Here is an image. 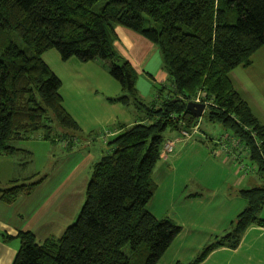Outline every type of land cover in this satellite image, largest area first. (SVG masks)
Wrapping results in <instances>:
<instances>
[{"label":"trees","instance_id":"16d2710c","mask_svg":"<svg viewBox=\"0 0 264 264\" xmlns=\"http://www.w3.org/2000/svg\"><path fill=\"white\" fill-rule=\"evenodd\" d=\"M155 27L149 26L150 22ZM146 37L160 50L170 88H159L146 103L137 89V72L115 48L116 28ZM16 32L26 48L11 42ZM0 153L15 155L14 141L49 128L51 110L63 127L77 120L63 104L61 79L42 55L57 49L63 60L99 59L125 92L117 100L133 103L143 117L109 144L92 169L86 200L64 233L39 243L31 231L17 235L12 264H158L181 231L168 217L148 208L157 185L153 173L167 131L178 132L201 117L187 109L200 94L203 117L233 130L264 178V124L234 87L229 74L252 65L264 46V0H0ZM204 92V94L201 93ZM14 179L0 187V198L14 202L43 180ZM246 207L229 231L208 243L189 263L198 264L219 246L236 248L252 224L264 225V184L241 189ZM12 237L3 235L6 242Z\"/></svg>","mask_w":264,"mask_h":264},{"label":"crops","instance_id":"0c3cea01","mask_svg":"<svg viewBox=\"0 0 264 264\" xmlns=\"http://www.w3.org/2000/svg\"><path fill=\"white\" fill-rule=\"evenodd\" d=\"M116 33L118 39L115 48L135 68L136 86L141 98L152 101L158 95L153 92L158 86L170 88V78L163 68V59L156 45L137 32L122 26L116 28ZM259 52L264 55V46L252 59ZM88 62L101 66L103 63L107 66L105 61L99 59ZM77 64L86 66L84 62ZM78 76L83 77L86 82L81 84L84 80H79L78 83L77 75H70V85L78 83V88L89 86L100 94L96 89L100 84L95 82L93 75ZM232 76L236 75H229L234 87L264 124L251 100L234 84ZM61 81L64 84L63 80ZM64 95L62 93L63 97ZM101 95L103 104L108 106L113 102L114 98L109 96L112 94L107 89ZM63 102L65 103L64 98ZM134 106L135 115L132 119L124 120L122 126H116L115 119L112 123L114 126H100L101 130H105L98 132L101 142L94 139V133L89 134L90 132H85L87 137L76 142L74 133L65 131L60 143L32 136L27 140L32 143L20 147L15 155L0 153V185L6 187L17 171V154L25 151L34 157L35 151L43 147L49 155L50 145L56 144H60L58 153L64 151L61 162L30 194L20 195L12 203L0 198V264H12L20 246L17 238L19 232L31 231L37 241L42 243L48 238L60 237L66 228L75 222L86 200L94 164L112 150L109 143L116 136L143 117V114L139 115L136 105ZM179 135V131L170 132L167 138ZM65 140H70L66 146L63 142ZM227 151L229 149L223 148L221 144L218 148L208 143L201 133L193 139L179 142L172 153L161 155L153 173L157 190L149 202V210L158 218L172 219L181 227V231L158 264L189 263L194 260L208 243L229 231L232 222L246 207L247 203L240 196V190L260 185L261 176L249 174L246 166L238 160L230 161L228 155L223 154ZM44 168H38L34 172L41 173ZM259 218L264 221V207L259 212ZM3 235L12 238L5 242ZM198 264H264V225H250L244 232L239 246H219Z\"/></svg>","mask_w":264,"mask_h":264},{"label":"rangeland","instance_id":"374dc122","mask_svg":"<svg viewBox=\"0 0 264 264\" xmlns=\"http://www.w3.org/2000/svg\"><path fill=\"white\" fill-rule=\"evenodd\" d=\"M149 26L155 27V23L151 21ZM9 37L11 42L15 43L21 49L26 48L25 43L16 32H11L8 38ZM4 47L5 46L0 48V55H2ZM261 54L262 53L259 52V54H257L256 57L252 59L253 64L249 67L239 66L235 68L229 75H236L238 77L232 76L234 84L239 88V90H241V92H243V94H245V96H247V98L251 100V103L253 104L257 114L264 122V55ZM42 58L49 65L51 70L61 80H63L64 84L62 83L63 86H61L60 89L61 95L62 93L65 94V97H63L65 99V103L63 102V104L67 111L81 125H79L80 128L77 130L63 127L56 119L53 112L48 110L46 115V123L49 125V128H42L41 130L30 134L26 138L14 141L13 144L18 148L24 145H30L32 142L27 140H29V137L32 138V136H37L36 138L49 139L52 142L57 141L60 143L64 138L65 131L73 132V136L77 137V140H75L76 142H78L81 138L83 139L87 137L85 132H90L89 134L94 133V139L101 142V139L98 138V132H104L105 130H101L100 126H114V124L116 126H122L124 120L132 119V117L135 115V106L133 103L126 105L117 100L119 98L118 96L121 97L125 92L123 91L119 81L111 74L108 64L105 66L103 63H101V66L95 62H88V64H86L87 62H84L86 66H79L77 63L82 62H80L77 57H73L70 60H63L59 51L55 48L46 51L42 55ZM70 75H77L76 78L78 79V83L79 80H84L83 77H79L78 75H93L95 82L100 84L99 87L96 88L99 90L100 94L98 95L97 91L89 86L78 88V83L70 85ZM84 82H86V80H84L81 84ZM240 82L243 83L241 84ZM159 88H162V86H158L153 92L157 94L160 91ZM105 89H107L108 92L110 91L112 95L109 96L114 98L113 102L108 104V106L103 104L104 100L101 95ZM201 93L204 94L203 91H201ZM199 96V103H205V101L202 100L203 96L200 94L196 95V97L191 101L196 102L195 100ZM144 101L146 103H151V100L145 99ZM208 104L209 103H207V105ZM140 113L144 114L143 112L139 111V115ZM114 119L115 122L112 124ZM183 129H186L185 131L190 132L191 136L186 137L187 134H181V129L179 131L180 135L178 137L168 138L166 140V144L168 142H172L173 146L172 149L168 151V153H163L162 151L161 155L166 156L167 154L172 153L179 142L193 139L196 135L203 133L204 139H207L208 143H212L213 146H218V148L220 147V144L218 143L224 138V143L221 146H228L229 151L224 152L223 154L228 155L230 161L236 162V160H238L239 162L243 163L247 170H249V174L259 176L257 172V166L250 158L247 147L238 139V137L235 136L233 130L223 127L220 123L210 122L203 116L201 117V123L197 122V124L194 126L189 128L183 127ZM170 132L171 131L168 130L166 135L168 136ZM69 141L70 140L63 141L65 142L64 145L66 146V143L68 144ZM50 147L51 150L49 155L43 147L35 151L34 157L25 151L17 154L16 159L18 161V166L12 180L16 179L21 183L25 181L26 178L33 177L32 181H36L44 179L47 174H51L54 168H56V166L61 162L62 153H64V151L62 153H58L60 144H56V146L50 145ZM66 151L68 152L69 150ZM46 165L48 166L45 167ZM38 168L44 169L41 171V173L36 174L34 171ZM254 172L257 174H254ZM259 184H264L263 177L259 178Z\"/></svg>","mask_w":264,"mask_h":264},{"label":"water","instance_id":"95a60500","mask_svg":"<svg viewBox=\"0 0 264 264\" xmlns=\"http://www.w3.org/2000/svg\"><path fill=\"white\" fill-rule=\"evenodd\" d=\"M187 109L194 113L196 117H202L205 109L206 104L205 103H199L194 101H189L187 104Z\"/></svg>","mask_w":264,"mask_h":264},{"label":"built area","instance_id":"2783aa9c","mask_svg":"<svg viewBox=\"0 0 264 264\" xmlns=\"http://www.w3.org/2000/svg\"><path fill=\"white\" fill-rule=\"evenodd\" d=\"M199 98H200V96L198 97V98H196V102L198 101V102H200L199 101ZM204 103V102H203ZM207 103L208 102H205V104H206V106H207ZM186 129H183L182 128V131H181V134L182 133H184V134H187L186 135V137H190L191 136V134H190V132H187V131H185ZM228 139V138H227ZM224 143V139L223 140H220V144L222 145ZM166 144V143H165ZM164 144V146H163V148H162V151H163V153L165 152V153H168V151H170L171 149H172V146H173V144H172V142H168L166 145ZM223 148H225V149H228V146H225V145H223Z\"/></svg>","mask_w":264,"mask_h":264}]
</instances>
